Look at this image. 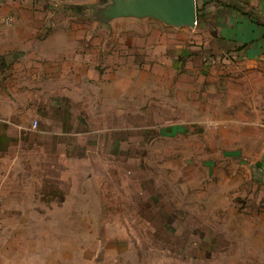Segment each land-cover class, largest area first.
<instances>
[{
	"label": "rangeland",
	"instance_id": "1",
	"mask_svg": "<svg viewBox=\"0 0 264 264\" xmlns=\"http://www.w3.org/2000/svg\"><path fill=\"white\" fill-rule=\"evenodd\" d=\"M108 3L0 0V28L39 18L52 32L61 20L72 32H102L105 50L112 33L120 49L141 42L149 27L93 19ZM196 3L208 10V0ZM159 42L147 45L151 57H120L134 67L118 72V116L105 100L80 121L57 122L66 135L42 133L52 125L44 120L0 136V264H264V180L206 130L177 133L174 97L171 113L160 105L175 71L167 61L159 79Z\"/></svg>",
	"mask_w": 264,
	"mask_h": 264
},
{
	"label": "crops",
	"instance_id": "2",
	"mask_svg": "<svg viewBox=\"0 0 264 264\" xmlns=\"http://www.w3.org/2000/svg\"><path fill=\"white\" fill-rule=\"evenodd\" d=\"M196 1L202 3L195 0L193 28L155 19L113 20L127 21L133 31L149 27L140 44L133 39L124 49L118 34L108 37L111 50H105L102 32H72L61 20L49 24L52 32L40 28L48 20L39 18H20L12 29L0 28V136L20 137L23 130L12 127L44 120L52 125L42 133L66 135L57 122L80 121L87 106L106 102L118 116V72L121 66L134 67L120 57H135L137 51L151 57L147 45L154 48L160 40L157 49L165 64L159 66V79L167 76L168 62L175 71L174 90L168 82L160 85V105L171 113L168 99L174 97L170 107L177 133L206 130L230 153L250 161L264 180V0H208V10ZM197 27V32L185 31Z\"/></svg>",
	"mask_w": 264,
	"mask_h": 264
},
{
	"label": "water",
	"instance_id": "3",
	"mask_svg": "<svg viewBox=\"0 0 264 264\" xmlns=\"http://www.w3.org/2000/svg\"><path fill=\"white\" fill-rule=\"evenodd\" d=\"M95 18L102 23L117 19H155L174 28H193L195 0H109Z\"/></svg>",
	"mask_w": 264,
	"mask_h": 264
},
{
	"label": "built area",
	"instance_id": "4",
	"mask_svg": "<svg viewBox=\"0 0 264 264\" xmlns=\"http://www.w3.org/2000/svg\"><path fill=\"white\" fill-rule=\"evenodd\" d=\"M33 126H34V127L36 126V122L33 123Z\"/></svg>",
	"mask_w": 264,
	"mask_h": 264
}]
</instances>
